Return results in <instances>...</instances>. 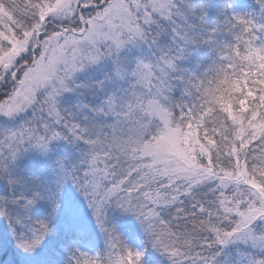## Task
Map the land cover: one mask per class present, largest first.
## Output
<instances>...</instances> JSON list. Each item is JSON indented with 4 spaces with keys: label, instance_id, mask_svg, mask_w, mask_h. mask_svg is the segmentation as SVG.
Wrapping results in <instances>:
<instances>
[{
    "label": "snow or ice",
    "instance_id": "snow-or-ice-1",
    "mask_svg": "<svg viewBox=\"0 0 264 264\" xmlns=\"http://www.w3.org/2000/svg\"><path fill=\"white\" fill-rule=\"evenodd\" d=\"M0 264H264V0H0Z\"/></svg>",
    "mask_w": 264,
    "mask_h": 264
}]
</instances>
